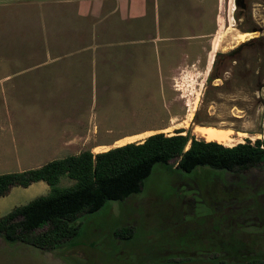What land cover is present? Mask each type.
Here are the masks:
<instances>
[{"label":"rangeland","instance_id":"rangeland-1","mask_svg":"<svg viewBox=\"0 0 264 264\" xmlns=\"http://www.w3.org/2000/svg\"><path fill=\"white\" fill-rule=\"evenodd\" d=\"M84 1L0 0V63L99 62L81 86L51 69L26 77L34 92L22 109L38 112L36 132L48 109L74 107L95 130L94 154L181 129L202 139L197 126L233 130L227 147L264 140V0H93V15ZM74 184L62 178L60 187ZM259 211L264 218V167L184 173L177 161L157 164L139 194L79 217L77 238L51 253L6 242L0 264H264ZM123 228L133 237H116Z\"/></svg>","mask_w":264,"mask_h":264},{"label":"trees","instance_id":"trees-1","mask_svg":"<svg viewBox=\"0 0 264 264\" xmlns=\"http://www.w3.org/2000/svg\"><path fill=\"white\" fill-rule=\"evenodd\" d=\"M217 60L215 65L218 62ZM214 72L208 77L213 81ZM198 111L194 123L201 125ZM192 173L198 168L223 172H244L264 167V140L248 141L233 147L197 139L191 131L177 130L174 135L155 133L142 142L129 143L107 152L83 151L52 161L40 168L0 175V198L12 188H28L45 182L49 195L34 199L0 218V237L8 244H27L53 250L79 236V217L100 211L110 201H126L142 191L157 164ZM62 178L74 180L68 188L60 187ZM255 203H260L258 198ZM257 213V212H256ZM260 211L256 217L262 221ZM116 237L132 238L134 231L123 228ZM239 250V248L235 247ZM252 264H256L252 261ZM263 264V263H261Z\"/></svg>","mask_w":264,"mask_h":264},{"label":"crops","instance_id":"crops-1","mask_svg":"<svg viewBox=\"0 0 264 264\" xmlns=\"http://www.w3.org/2000/svg\"><path fill=\"white\" fill-rule=\"evenodd\" d=\"M86 1L84 13L90 15H93L95 12L96 14L100 13L101 6H95L97 3L93 4V0ZM96 1L103 2V0ZM74 4L77 3L74 2ZM133 8L131 2L127 11H130L132 15L134 14ZM75 13L76 10L73 14ZM172 38L171 36H167L164 40H171ZM157 39L154 37V41ZM97 65H99L97 61L79 62L71 60L0 63V70H7L0 73V175L37 169L52 161L69 156H78L83 151L93 150L101 146L100 144L92 145L95 130H90V126L86 128L85 123L80 119L84 113L82 109H75L74 107L57 110L56 108L48 109L45 112L48 120L44 132H36L33 128V118L38 112L33 109H22V103L28 96H31L29 93L34 92L33 89L26 88V84L23 83L27 76L34 75L42 69H51L53 70L51 72L52 75H62L75 79V83L81 86L83 83L81 79L84 77L92 78L96 75V72L93 70ZM6 82H13V84L6 86ZM71 93L72 91L70 90L67 93L69 95L64 98L68 102L75 100L74 95L77 93V90ZM84 128L86 129L84 130ZM15 167L17 169H13ZM17 188H12L7 196L0 198V218L8 215L17 207L27 205L28 203L23 202L28 201L22 200H27L31 196V193L42 197L49 195L51 191L49 185L45 182L34 183L26 188L32 189L31 193L15 192ZM13 193L14 200H3ZM7 245L4 239L0 237V247H6ZM31 248L51 253V251L47 252L36 247Z\"/></svg>","mask_w":264,"mask_h":264},{"label":"bare ground","instance_id":"bare-ground-1","mask_svg":"<svg viewBox=\"0 0 264 264\" xmlns=\"http://www.w3.org/2000/svg\"><path fill=\"white\" fill-rule=\"evenodd\" d=\"M247 36L248 34L243 33L241 34V39L243 40ZM215 52H217V48H215ZM194 131L202 139H205L208 142H218L225 146H230L231 144L235 143L233 135H235L236 133L233 130L197 126ZM238 135L242 138L247 137V134L241 132L238 133Z\"/></svg>","mask_w":264,"mask_h":264},{"label":"water","instance_id":"water-1","mask_svg":"<svg viewBox=\"0 0 264 264\" xmlns=\"http://www.w3.org/2000/svg\"><path fill=\"white\" fill-rule=\"evenodd\" d=\"M236 6H237V8L239 7V3H238V1L236 2Z\"/></svg>","mask_w":264,"mask_h":264},{"label":"flooded vegetation","instance_id":"flooded-vegetation-1","mask_svg":"<svg viewBox=\"0 0 264 264\" xmlns=\"http://www.w3.org/2000/svg\"><path fill=\"white\" fill-rule=\"evenodd\" d=\"M232 54H235V52H233Z\"/></svg>","mask_w":264,"mask_h":264}]
</instances>
